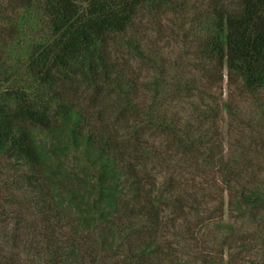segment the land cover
I'll use <instances>...</instances> for the list:
<instances>
[{
  "label": "trees",
  "instance_id": "1",
  "mask_svg": "<svg viewBox=\"0 0 264 264\" xmlns=\"http://www.w3.org/2000/svg\"><path fill=\"white\" fill-rule=\"evenodd\" d=\"M207 3L196 18L205 37L197 62L213 71L171 91L159 53L126 37L141 15L157 22L191 11L190 0L2 5V207L17 209L16 217L0 213L14 224L0 245L5 264H264V170L224 156L220 103L201 85L223 82L227 70L249 93L264 90V0ZM116 44L152 67L150 76L130 71ZM82 90L94 92L88 106ZM151 166L218 178L193 188L173 175L159 181ZM214 192H227L235 223L223 220L224 206L213 211L218 218L204 215L196 198ZM182 244L197 250L184 259Z\"/></svg>",
  "mask_w": 264,
  "mask_h": 264
},
{
  "label": "rangeland",
  "instance_id": "2",
  "mask_svg": "<svg viewBox=\"0 0 264 264\" xmlns=\"http://www.w3.org/2000/svg\"><path fill=\"white\" fill-rule=\"evenodd\" d=\"M6 2L7 0H0V8ZM207 2L208 0H190L191 11L173 12L168 16L162 17L157 22L153 21L149 15H141L126 37L140 40L145 51L154 49L156 53H159L158 58L162 61L165 70L170 75L168 81L170 91L175 88L180 79H198L199 76H202V71H213V66L207 65L204 67L197 62L201 53L200 46L205 37H200L198 33L196 18L204 16V11L208 7ZM2 25L3 23L0 21V26ZM114 47L119 50V59L122 63H127L131 67L130 71H136V74L140 76L142 81L150 76L151 73L149 71H152V67H149L146 62L133 58L125 46L116 44ZM4 57L5 50L0 46V60L4 59ZM201 85L209 96L216 97L220 103L221 113L218 126V141L224 156L227 159L237 156L240 159V165L251 166V169L260 168L264 170V90L257 95L249 93L243 87L242 81H230L227 70L224 71L223 82L214 85L205 80ZM93 93L92 90L88 92L82 90L77 97L81 98V101L88 106ZM185 103L181 104V102H178L176 112L181 111L180 117L183 121H188L191 119L192 112L187 108V102ZM225 103L231 105L233 112L224 108L223 104ZM106 115L110 117L109 112ZM148 137L151 142L159 146L163 143L162 138ZM72 159H74L73 155H71ZM75 164L76 161L73 160V165ZM151 169L159 181H162L166 175H173L175 181L178 183L187 184L193 188L203 184L204 181L209 183L213 179L218 178L211 171L203 174L193 170L180 172L174 169H164L159 166H156V168L151 166ZM6 176L7 172L3 165L0 164V213H5L9 217H12V215L16 217L17 209L15 206L2 207V199L6 195L4 190ZM196 199L200 208L205 211L204 215L206 217L209 216L210 212L212 213V217H220L219 214H214L213 211L224 206L225 213L223 220L228 223H235L234 214L229 211L228 203L230 197L227 192L223 195L219 192H214L206 198L197 196ZM13 231L14 224L7 225L0 222V245L2 241L4 242L7 234ZM211 247L213 248L214 246L211 245ZM196 250L197 247L195 245L182 244L179 251L185 259L187 255L193 254ZM247 257L248 255L245 259ZM0 264H5L2 257H0Z\"/></svg>",
  "mask_w": 264,
  "mask_h": 264
}]
</instances>
